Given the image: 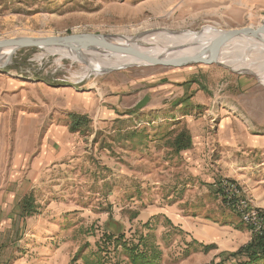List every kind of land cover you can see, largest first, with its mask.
Masks as SVG:
<instances>
[{
  "label": "rangeland",
  "instance_id": "obj_1",
  "mask_svg": "<svg viewBox=\"0 0 264 264\" xmlns=\"http://www.w3.org/2000/svg\"><path fill=\"white\" fill-rule=\"evenodd\" d=\"M263 22L264 0H0V40L93 33L147 49L158 33L256 28ZM243 40L251 39L226 46L229 57L248 56L264 68L263 55L250 53L264 50L240 49ZM95 53L101 54L98 59L107 54ZM224 60L219 59L226 66L111 69L68 50H17L0 67V259L98 264L104 231L116 229L106 224L112 216L127 237L136 231L156 234L160 264H238L240 258L218 261L215 245L205 249L183 232L190 233L193 211L201 212L200 219L233 211L218 196L224 178L237 181L263 207L258 187L264 186V148L244 154L241 136L264 141V80ZM143 95L153 97L155 106L149 108L150 99L134 110ZM74 113L90 120L78 132L70 128ZM182 128L191 132L190 149L200 147L196 158L171 147ZM224 154L250 160L241 168V181ZM14 193L18 201L3 200ZM27 195L37 213L23 216L19 203ZM11 216L17 218L15 227L23 218L21 235L2 232ZM214 220L219 230L220 219ZM248 231L251 239L239 249L253 240Z\"/></svg>",
  "mask_w": 264,
  "mask_h": 264
},
{
  "label": "water",
  "instance_id": "obj_2",
  "mask_svg": "<svg viewBox=\"0 0 264 264\" xmlns=\"http://www.w3.org/2000/svg\"><path fill=\"white\" fill-rule=\"evenodd\" d=\"M249 38L264 41V22L254 27L235 28L222 31L210 43L204 51L192 56H183L172 59H161L150 56L137 47L135 41L119 42L110 36L93 33H73L69 35L56 36H26L0 40V50L10 48L14 53L20 49L37 48L52 50H68L81 54L86 51H99L107 54L126 55L141 60L148 65L166 66V67H182L187 65H213L218 64L226 66L219 61L222 50L233 40L240 38ZM8 62L0 65L5 66ZM150 96L145 95L135 105L134 110L145 107Z\"/></svg>",
  "mask_w": 264,
  "mask_h": 264
},
{
  "label": "trees",
  "instance_id": "obj_3",
  "mask_svg": "<svg viewBox=\"0 0 264 264\" xmlns=\"http://www.w3.org/2000/svg\"><path fill=\"white\" fill-rule=\"evenodd\" d=\"M192 98V97H191ZM190 98V100H191ZM192 101V100H191ZM71 131L78 132L80 128L88 126L90 120L86 115L72 114L71 115ZM193 140L191 132L185 128H182L175 138L171 142V147L176 152L188 150L192 147ZM21 207V213L23 216L34 215L37 213V209L33 203L32 195H27L19 203ZM230 209V208H228ZM231 210V209H230ZM188 214V213H187ZM194 216L201 215V212L192 213ZM211 217V213L205 215ZM107 227H115V231L105 230L103 233V239L106 242L103 246L99 244V251L104 253V257L98 261V264H107L108 261L115 260L111 264H160L162 261V250L155 244L156 234L154 233H139L136 231L127 237L125 227L113 220L112 216L109 217ZM137 218V217H136ZM141 220V219H139ZM138 220V221H139ZM167 221L174 227L169 218ZM180 229V227H178ZM149 229H151L149 227ZM183 230V229H182ZM59 231V229H58ZM187 233L190 237V233ZM187 242H190L188 239ZM196 241V240H194ZM196 243V242H195ZM142 246V247H141ZM191 246V244L189 245ZM213 245H204L205 249L212 248ZM122 255L124 256L122 258ZM241 256L247 258L246 264L258 263L264 260V237L254 236L253 240L247 245L239 249L236 253L229 254V258L239 259L238 264H241ZM104 258V259H103ZM222 262V261H221ZM224 263V262H223ZM222 264V263H221Z\"/></svg>",
  "mask_w": 264,
  "mask_h": 264
},
{
  "label": "bare ground",
  "instance_id": "obj_4",
  "mask_svg": "<svg viewBox=\"0 0 264 264\" xmlns=\"http://www.w3.org/2000/svg\"><path fill=\"white\" fill-rule=\"evenodd\" d=\"M221 32L222 30L219 31L215 29L214 27L208 26V27H204L199 32H191V31L182 32L180 34L168 35V36H162V34L158 33L157 35H154L153 37L150 38V42L153 43L152 47L150 46L149 48L146 49L141 46H138V44H135V47H137L138 49H140L141 51H143L144 53L150 56L161 58V59L162 58L172 59V58L183 57V56H192L208 48V46L213 41V39ZM161 37L170 39L171 41L170 43L172 44L170 45V43H167L163 45L159 43L158 39H160ZM244 38H240V39H244ZM117 41L125 43L129 40L119 38ZM233 41L235 42V40ZM229 44H227V46ZM255 46H257V48H261L264 50V41L258 42L253 39L249 41L243 40L241 43V46L239 47L240 49L243 48L245 50H251ZM224 49L220 53L219 59L220 57H222L223 60L225 59L224 62L229 64L230 67L235 68V69L239 68L245 71L247 70L251 71L254 74H256L261 79V81L264 80V68L262 66V63L260 64L257 62L251 63L252 60H250L248 56L229 57V52H227L228 48L225 50ZM13 51L14 50L10 48L0 50V65L1 64L3 65L4 62H9L11 60L12 55L14 54ZM171 51H174V52L171 53ZM253 51H256L259 57L262 55L264 57V52L255 49V50H252L250 53H253ZM71 53L74 58H79L80 60H85V61H87V59L93 60L94 58H97L96 65L106 67V68H111V69L127 67L131 65H146L141 60L136 59L131 56H126V55L104 54L105 56H103V59H98V57L96 56H101V54L95 53V51H89V52L86 51L81 54H78L76 52H71ZM88 54L90 55V57H87Z\"/></svg>",
  "mask_w": 264,
  "mask_h": 264
},
{
  "label": "crops",
  "instance_id": "obj_5",
  "mask_svg": "<svg viewBox=\"0 0 264 264\" xmlns=\"http://www.w3.org/2000/svg\"><path fill=\"white\" fill-rule=\"evenodd\" d=\"M116 95H118V94H116ZM144 96L145 95L140 96L136 100L135 104L140 99H142ZM150 98L153 102V97L150 96ZM154 106H155V104L153 102L149 108H153ZM231 119H232L231 117H227L226 123H228ZM241 145H243V147L246 149L243 153L244 154H250L251 151L257 152L260 149L264 148V141H263V139H261V137H258V136L247 137L245 132H244V134H242V136H241ZM196 148L199 149V151H200V147H195V144H194L193 149L187 150L188 154H189L188 155L189 159L196 158V157H194L195 153L197 151ZM248 149H250L251 151ZM223 156H227L230 159L229 163H231L233 165V167L236 168L233 171L237 172L238 178L241 181V177H244L242 174L243 171H241V168L245 169V167L251 163V162H249L250 160H245V159L243 160L242 159L243 157H241V160H238L237 158L233 159V157L230 154H227V155L224 154ZM261 163L257 164L256 166H261ZM258 189H259V195H261V196L264 195V186H260V187H258ZM14 195H15V193L7 195V197H4L3 200L5 199L6 202H9L13 198L16 199V197H14ZM17 201L15 202V205H16ZM262 205L264 207V198L262 199ZM14 211H15V208H14ZM212 214H214V215H212ZM211 215L213 217H207L204 215L202 217L203 219H200V216L196 215L194 218H191L190 224L192 226L189 227L188 231L190 232L191 240H196L197 242L204 244V245H215L217 248L215 249L214 254L215 255L219 254V255H217V258H219L217 260L218 261H221V260L225 261L228 258L229 254L236 252L241 246H243L247 242H249V240L251 239V238H249L250 233L248 231V227L241 221L240 217L236 213H234L233 211H230L228 213H226V212H221V213L215 212V213H211ZM192 216H194V215L191 214V217ZM215 217L219 218L220 222H221L220 225L222 227L218 228L219 230H217L215 227H213L212 222L215 221L214 220ZM16 219L17 218L11 216V218H8L7 220L3 221L4 222L2 225L3 227L1 228L2 232L3 233L11 232V234L19 232V234L21 235L22 234L21 227H22L24 221H23V218L22 219L19 218V220H18L19 225L17 227H15ZM201 220H203V223H201L202 222ZM197 226H199V227H197ZM182 228L185 229V227H182ZM215 230H217V231H215ZM210 231H212V232H210ZM0 261H2V260L0 259Z\"/></svg>",
  "mask_w": 264,
  "mask_h": 264
},
{
  "label": "built area",
  "instance_id": "obj_6",
  "mask_svg": "<svg viewBox=\"0 0 264 264\" xmlns=\"http://www.w3.org/2000/svg\"><path fill=\"white\" fill-rule=\"evenodd\" d=\"M217 190L220 199L238 214L253 236L264 237V208L257 206L237 181L224 178Z\"/></svg>",
  "mask_w": 264,
  "mask_h": 264
}]
</instances>
